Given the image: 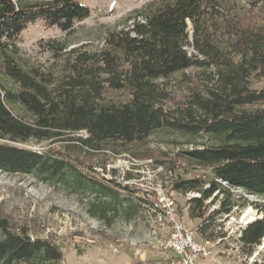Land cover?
Returning <instances> with one entry per match:
<instances>
[{
    "label": "trees",
    "instance_id": "obj_1",
    "mask_svg": "<svg viewBox=\"0 0 264 264\" xmlns=\"http://www.w3.org/2000/svg\"><path fill=\"white\" fill-rule=\"evenodd\" d=\"M229 2H149L129 27L109 33L99 51H70L64 71L55 78L22 58L20 36L37 21L68 33L89 18V8L76 0H0V78L16 86L13 91L0 81V173L32 177L119 206L128 200L115 195L112 186L131 192L129 187L114 178L89 177L84 171L95 173L94 166L84 167L70 153L119 154L159 130L198 137L207 144L180 156L209 169L211 178L178 177L172 190L198 193L187 202L188 217L200 221L198 236L204 242L222 240L209 232L207 223L231 211L230 190L260 198L263 202L254 206L261 218L242 228L238 239L243 248L258 246L264 236V87L252 85L264 79V25H242L241 16H231ZM246 6L264 12V0H246ZM65 49L57 44L50 50L60 54ZM191 69L201 74L198 88L182 106L167 107V81ZM108 91H125L128 100L115 102L106 97ZM66 135L78 137L62 151L19 146L63 142ZM216 203L218 209L206 216ZM60 259L55 247L16 232L0 213V264Z\"/></svg>",
    "mask_w": 264,
    "mask_h": 264
},
{
    "label": "rangeland",
    "instance_id": "obj_2",
    "mask_svg": "<svg viewBox=\"0 0 264 264\" xmlns=\"http://www.w3.org/2000/svg\"><path fill=\"white\" fill-rule=\"evenodd\" d=\"M22 1L32 3L47 0ZM76 1L89 8L90 16L75 24L72 31L64 33L37 21L27 26L18 41L22 58L55 78L64 71L70 51H99L104 47L109 33L129 27L134 14L156 0ZM228 7L231 16L242 17V25H264V12L249 10L246 0H231ZM57 44L66 49L60 54H53L50 49ZM200 77L196 69L173 75L166 83L170 98L167 107L182 106L192 89L198 88ZM0 81L6 88L16 90V86L4 78L1 77ZM252 87H264V79L253 83ZM106 97L119 103L128 100L125 91H108ZM15 112L28 119L23 112ZM76 137L66 135L61 137L63 142H31L19 146L40 151L49 148L62 151L64 145L75 143ZM203 144L207 142L198 137L159 130L143 144L132 145L127 148L128 151L119 154L109 150L80 152L78 149L70 153L84 167L94 166L95 173L90 168L84 171L89 177L114 178L121 185L129 187L131 192L117 191L111 185L115 195L128 200L119 206L107 205L103 198H94L91 194L74 195L32 177L0 173V213L16 232L25 234L31 241L38 239L56 248L61 254L60 261L47 264H119L127 253L135 252L138 256V253L150 251L163 252L161 245L167 230H160L155 225L154 219H162V211L153 209L160 194L175 201L177 219L191 231L193 241L201 243L202 239L198 236L200 221L189 219L187 203L191 198L198 197V193H177L172 190V181L178 177L201 178L203 181L211 178L209 169L191 165L180 156L183 151ZM100 166L104 167V171ZM230 193V202L234 203L231 211L221 212L207 223L209 232L222 240L210 242L214 243L211 248L212 260L199 261L198 264H264V236L260 244L253 248H243L238 242L240 230L261 218L254 205H259L263 200L242 191L230 190ZM208 203L206 201L205 205ZM217 209V203L210 206L206 216ZM245 215L251 217L252 221L242 220ZM137 264L146 263L137 261Z\"/></svg>",
    "mask_w": 264,
    "mask_h": 264
},
{
    "label": "built area",
    "instance_id": "obj_3",
    "mask_svg": "<svg viewBox=\"0 0 264 264\" xmlns=\"http://www.w3.org/2000/svg\"><path fill=\"white\" fill-rule=\"evenodd\" d=\"M160 195L153 209L162 211V219H154V223L158 229L167 230V236L161 245L162 249L171 255L167 264H198L199 261H211V248L214 243L193 241L191 231L177 219L174 201Z\"/></svg>",
    "mask_w": 264,
    "mask_h": 264
},
{
    "label": "crops",
    "instance_id": "obj_4",
    "mask_svg": "<svg viewBox=\"0 0 264 264\" xmlns=\"http://www.w3.org/2000/svg\"><path fill=\"white\" fill-rule=\"evenodd\" d=\"M138 254L140 255L138 256L135 255V252L132 254L127 253L120 260L119 264H137V261L140 263H146V264H167V260L171 256L170 253H167L165 251L162 252L160 250L153 251V252L150 251V253H138Z\"/></svg>",
    "mask_w": 264,
    "mask_h": 264
},
{
    "label": "bare ground",
    "instance_id": "obj_5",
    "mask_svg": "<svg viewBox=\"0 0 264 264\" xmlns=\"http://www.w3.org/2000/svg\"><path fill=\"white\" fill-rule=\"evenodd\" d=\"M249 219H250V220H249ZM242 220H245V221L247 220L248 222L252 221V220H251V217H249V216H247V215H245V216L243 217Z\"/></svg>",
    "mask_w": 264,
    "mask_h": 264
}]
</instances>
